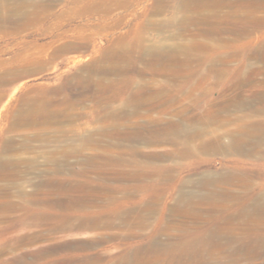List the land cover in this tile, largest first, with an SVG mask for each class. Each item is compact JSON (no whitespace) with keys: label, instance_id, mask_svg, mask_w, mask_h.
I'll list each match as a JSON object with an SVG mask.
<instances>
[{"label":"rangeland","instance_id":"1","mask_svg":"<svg viewBox=\"0 0 264 264\" xmlns=\"http://www.w3.org/2000/svg\"><path fill=\"white\" fill-rule=\"evenodd\" d=\"M1 2L0 264H264V0Z\"/></svg>","mask_w":264,"mask_h":264},{"label":"bare ground","instance_id":"2","mask_svg":"<svg viewBox=\"0 0 264 264\" xmlns=\"http://www.w3.org/2000/svg\"><path fill=\"white\" fill-rule=\"evenodd\" d=\"M4 4V3H3ZM1 6H2V2H1V0H0V8H1ZM3 7V6H2ZM2 12V11H1ZM1 18V17H0ZM251 131L252 130H255V128H251L250 129ZM256 131H258V129H256ZM237 144V138H235V137H231V139H230V142H229V145L230 146H235ZM210 182V180H208V179H205L203 182H202V185H205V184H207V183H209Z\"/></svg>","mask_w":264,"mask_h":264}]
</instances>
